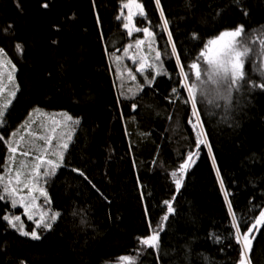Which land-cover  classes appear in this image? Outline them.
Returning <instances> with one entry per match:
<instances>
[{
  "label": "trees",
  "instance_id": "obj_1",
  "mask_svg": "<svg viewBox=\"0 0 264 264\" xmlns=\"http://www.w3.org/2000/svg\"><path fill=\"white\" fill-rule=\"evenodd\" d=\"M123 1L0 0V48L18 64L19 89L8 120L36 107L66 110L79 120L64 166L45 184L60 217L50 230L40 229L39 240L0 219V264H117L126 255L136 264H234L239 245L212 155L242 225L264 207V90L245 83L233 91L227 111L224 102L199 103L212 154L201 145L176 192L171 172L197 138L188 122L190 106L171 92L180 88V77L168 55L162 57L167 75L148 68L137 73L141 91L119 94L109 55L120 54L135 37L117 19ZM140 1L146 18L138 16L137 25L151 22L155 47L170 53L167 33L157 27L162 21L155 0ZM160 6L184 64L220 31L244 25L258 38L246 60V80L264 79L249 68L263 60L264 0H160ZM149 73L155 76L151 85ZM180 94L186 92L180 88ZM9 154L0 141V174ZM173 196L175 213L160 233L158 253L138 252L137 238L150 231L148 219L163 216L162 203ZM8 212L0 202V217ZM250 259L264 264V226L255 233Z\"/></svg>",
  "mask_w": 264,
  "mask_h": 264
},
{
  "label": "snow or ice",
  "instance_id": "obj_2",
  "mask_svg": "<svg viewBox=\"0 0 264 264\" xmlns=\"http://www.w3.org/2000/svg\"><path fill=\"white\" fill-rule=\"evenodd\" d=\"M235 2L239 4V0H235ZM155 4L157 8L160 9V20L162 21L157 27H160L163 32L167 33V44L171 47L170 53L166 48L164 51H161L159 48H154L156 33L151 30V22H149V26H145L142 29L132 25L133 8L137 10V14L140 17L146 18L143 5L136 2V0H128V2L123 5V8L129 10L128 16L124 18L122 14L118 16L117 19L124 18L127 20V22L123 24V27L127 30L128 36H132L133 31H142L144 36L148 38L147 44L149 51H154L155 53V63L152 64L146 62V57H140L139 66L135 69L137 73L143 74L146 68H154L158 69L155 72V76L167 75L168 73L164 68L162 57L166 55L175 57L180 77V88L186 92V95L181 96L180 88L176 87H173L171 92L176 99H183L184 103L190 106L191 119H189L188 122L191 124L193 130L196 131L197 137L194 142V150L188 151L183 158V162L179 164L176 170L171 172L175 191L179 192L182 187L184 175L195 163L201 145L208 149L210 155L212 154V146L207 141V133L203 131L204 124L201 119L199 103L201 101H206L210 105L220 106L218 102L224 101L223 107L227 111L232 101L233 91L238 92L245 83H248L251 88H260L264 90V79H262L260 83L246 80L244 64L246 58L249 56L250 52H252V45L255 41L251 38L250 34L246 33L244 25H237L232 30L220 31L214 38L208 39L207 42L203 43V48L199 51L198 55L190 64L186 65L183 63L182 54L178 51L177 45L173 40L172 32L169 29V21L165 17L164 11L160 6V0H155ZM43 6L47 7L48 5L45 3ZM241 11L243 15H247L246 10L241 8ZM193 39H199V35L195 32L193 33ZM145 42L144 39H136L134 45L128 44L123 48V52L127 55L129 49L134 46L139 50ZM259 43L261 46H264V39H260ZM16 48L22 50L20 44H17ZM0 54H3V49H0ZM128 58L131 59L133 63H136L135 56H129ZM119 59L120 58L117 57V60ZM202 64L206 66L203 69L201 67ZM257 69L260 71L261 77L264 78V70L260 69L259 64L257 65ZM128 75L131 76L132 80L136 79V76L132 74L131 70H129ZM149 76H151V79L146 76L145 80L148 85H151L155 76H152L151 73H149ZM142 87L143 86H141V89ZM2 91L3 89H0V92ZM15 95V91H12L10 94L11 97ZM198 97L200 98L199 100ZM11 102V98H8L6 102L0 103V125H3L5 122V113ZM132 108L135 109L136 104H132ZM34 111L40 110L36 109ZM63 116L65 121H70L73 125L79 124L78 119L74 120L73 117L69 116L67 113H64ZM27 124L28 122L22 125V127L27 128ZM52 131L54 133L56 129L54 128ZM28 134L34 137L36 136L35 133L30 131ZM16 137L17 132L11 133L7 140L5 136L0 135V141L8 144V151L11 154L9 160L16 165L13 169L14 175L10 172L6 183L4 182L5 177L0 175V202H10L11 209H16L18 206L23 208V215L27 217V220L33 221L35 227L30 231L25 230L24 221L20 214H4L0 219L6 221L7 225L15 229L20 235L30 237L33 240H39L41 239V234L37 229L50 230L61 215L60 212L52 211L50 208L46 207L51 204V200L46 189L39 185L41 181L46 184L47 178L54 176L57 169L64 166L65 153L69 147L72 136L68 134L64 142L55 145L53 144L54 136H39L38 139L44 141V147L40 150V154L34 156L32 150H21V144L24 142L25 137L21 135L18 140ZM53 147L57 150L51 151ZM16 155L23 157L33 156L35 162L31 165L30 170H28L27 164L23 162L17 163L15 161ZM46 155H51L55 158H46ZM211 158L213 167L216 168L220 189L224 193L227 212L231 217V228L234 229L231 235H233L236 244L239 245L238 259L234 264H251L250 253L252 250V241L255 239V233H258L260 228L264 226V207L261 208L257 216L252 218L250 223L245 221L242 225L233 209L232 202L229 199V193L225 187L219 168L216 167L215 156L212 155ZM72 171L83 176L86 180L88 179L82 170L73 168ZM89 183H91V181H89ZM93 187H95V185H93ZM25 189H27V193L22 195L21 193H23ZM35 192H39V196L43 197L42 204L37 203L38 197L33 194ZM174 201L175 196L169 200L163 201L165 205L164 215L161 216L160 220L155 224H153L150 218L148 219V228L150 231L145 236L137 238V243L141 246V249L137 250L138 252L147 248L158 253L160 247V233L164 231L165 224L169 220L170 215L175 213V208L173 207ZM145 214L147 217V208L145 209ZM36 215L39 216V219H34ZM216 239L219 240L218 237H216ZM119 259L126 262V264H136L137 258L126 255ZM158 259L159 257L157 255V260Z\"/></svg>",
  "mask_w": 264,
  "mask_h": 264
},
{
  "label": "rangeland",
  "instance_id": "obj_3",
  "mask_svg": "<svg viewBox=\"0 0 264 264\" xmlns=\"http://www.w3.org/2000/svg\"><path fill=\"white\" fill-rule=\"evenodd\" d=\"M128 0L123 1L120 5V16L123 14V17L126 18L128 16L129 10L126 8H123V5L125 3H127ZM136 2L142 4V2L140 0H136ZM143 5V4H142ZM144 8V5H143ZM145 12V9H144ZM139 15L137 14V10L135 8L132 9V25H134V27H139L136 23V18ZM122 18L123 23L127 22L126 19ZM141 28V27H139ZM142 29V28H141ZM232 30V29H230ZM136 33V31H133V34ZM141 33H143L141 31ZM134 35H132L131 37H133ZM136 39H144L146 42L144 45L141 46V49L137 50L135 48V46L131 49H129V52L127 55H125V53L122 51L120 54H116V55H109L111 58V62L114 64V70L117 72V81H119V85H120V91L119 94L120 95H134L137 92L141 91V84H140V80L138 79V75L137 72L135 71V69L139 66V60L141 56L146 57V62L148 64H152L155 63L154 61V51L150 52L148 49V44H147V40L148 38L144 36V34H142L141 37H139L138 35H136L134 38H132L131 40H129L127 42V44L124 46L126 47L128 44H133ZM258 40V38H254V41L256 42ZM154 48L155 44H154ZM260 49V48H259ZM123 50V49H122ZM252 57L255 54V48L252 46ZM129 56H135L136 59V63H133V61L131 59H129ZM117 57H119L120 59L117 60ZM248 59V57L246 58V60ZM245 60V64H244V71L245 73L247 72V68H248V64L246 63ZM250 64V63H249ZM257 65H250L249 68H251L252 72L255 69V73L258 76L260 75V71L257 69ZM260 69L264 70V55H263V60L261 63H259ZM148 68H146L147 70ZM129 70L132 71V74L136 76L135 80H132L131 76L128 75ZM145 70V71H146ZM16 73H17V67L16 64L14 63L13 59L10 57V55H8V53H6L3 50V54H0V89H3L2 92H0V103L2 102H6V100L8 98L12 99L15 97H11L10 94L12 91L17 92L19 89V83L17 82V78H16ZM11 77V79H10ZM140 78V75H139ZM12 103V102H11ZM11 105V104H10ZM9 105V107H10ZM8 107V109H9ZM7 109V110H8ZM36 110V109H35ZM40 111H32V113L29 114V116L27 117V120L23 121L18 128L16 129H10L9 127H7V129L4 131V133H1V127L5 126V124L3 123V125H0V135H8L10 136L11 133L13 132H17V137L16 139H19V136H24V142H22L21 144V150H32L33 151V156L34 155H38L40 154V150L44 147V141L38 139L39 136H49L52 135L54 136V140H53V144H58V143H62L67 139V135L70 134L71 136H74V133L76 131L75 127L72 126L73 124L70 121H65L63 114L67 113L69 116L73 117L72 114L66 110H60V111H47V109H39ZM74 119V118H73ZM75 120V119H74ZM34 121V123H33ZM28 122L27 124V128L22 127V125H25V123ZM59 122V123H56ZM56 129V131L53 133L52 129ZM32 132L35 133L36 136H32L29 135L28 133ZM72 140V139H71ZM71 141L69 142L70 145ZM57 149L55 147H53L51 149V151H56ZM11 155V154H10ZM9 155V156H10ZM8 156V157H9ZM33 156H29V157H23L20 155H16L15 157V161L17 163L19 162H23L25 164L28 165V170H30L31 165L35 162ZM46 158H52L54 159L55 157L51 156V155H46ZM15 164L9 160L8 158V162L5 164L4 170L1 172L0 175L5 177L4 182L6 183L8 178H9V173L11 172L12 175H14V171L13 169L15 168ZM40 187H44L45 189L47 188L45 186V183H43V181L40 182ZM47 190V189H46ZM27 193V189L24 190L23 194ZM34 195H36L38 197L37 199V203L38 204H42L43 203V197L39 196V192H35L33 193ZM48 196L50 197V200L52 202V198L51 195L48 194ZM46 207L50 208L52 211H58L57 209L54 208L53 203L50 205H47ZM18 211H15V214H20L22 217V220L24 221V225H25V230H31L32 228L35 227V224L33 221H29L27 220V217L25 215H23V208L19 207L17 208ZM59 212V211H58ZM9 215L10 212H8ZM161 217L159 218H155L152 220L153 224H155L157 221L160 220ZM34 219H39V216L36 215L34 217ZM58 220V219H57ZM37 231L40 233V229H37ZM41 234V233H40ZM133 256V255H130ZM121 260H116L115 263L119 264ZM120 263L123 264V261H121Z\"/></svg>",
  "mask_w": 264,
  "mask_h": 264
},
{
  "label": "bare ground",
  "instance_id": "obj_4",
  "mask_svg": "<svg viewBox=\"0 0 264 264\" xmlns=\"http://www.w3.org/2000/svg\"><path fill=\"white\" fill-rule=\"evenodd\" d=\"M160 10V9H159ZM117 16H120V11H119V14L117 15ZM122 24H124L123 23V20L122 19H118ZM141 34V36H142V34L143 33H141V32H136V33H134L133 35L134 36H136V35H140ZM141 36H139V37H141ZM1 49V48H0ZM4 50V49H3ZM5 51V50H4ZM6 52V51H5ZM14 61V60H13ZM109 61H110V63H111V65L113 66L114 64L111 62V58H110V56H109ZM14 63L16 64V67H17V73H18V64L14 61ZM201 67H202V69L204 68V67H206L204 64H202L201 65ZM17 73H16V78H17ZM257 78H259V77H257ZM17 82H18V78H17ZM115 85L117 86V89H118V92L120 91V85H119V81H117V79H116V82H115ZM17 93H18V91L16 92V95H17ZM16 95H15V97H16ZM15 97L12 99V103H11V105H10V107H9V109L6 111V113H5V122H4V124H5V126H3V127H1V133L3 132L4 133V131L7 129V127H9L10 129H17L18 128V126L23 122V121H25V120H27V117L29 116V114L30 113H32V111L33 110H35V109H46V108H41V107H36V108H30L26 113H25V115L21 118V119H19V120H17V121H10V120H8L9 119V116H10V113H9V111H10V108H11V106H12V104H13V102H14V99H15ZM220 102H224V101H219L218 102V104L220 103ZM203 105H210V104H208L207 102H205V103H203ZM212 106H214V105H212ZM60 110H62V109H57V110H51V109H47V111H51V112H53V111H60ZM72 126H75V129H76V125H72ZM74 135H75V133H74ZM10 136H9V134L8 135H5V138H6V140L9 138ZM73 137L74 136H72V139H73ZM2 142V141H1ZM2 144L3 145H5V147H6V150H7V152H9L8 151V144L7 143H5V142H2ZM10 155V154H9ZM8 158L9 157H7V162H8ZM47 190V193L48 194H50L51 195V192H50V190L48 189V188H46ZM5 203H7L8 205H9V212H10V214H12V213H15V211H18L17 210V208L16 209H11V207H10V202H5ZM51 204H52V202H51ZM162 206L163 207H165V205L162 203ZM24 211V210H23ZM32 224H34V223H32ZM252 264V263H251Z\"/></svg>",
  "mask_w": 264,
  "mask_h": 264
}]
</instances>
